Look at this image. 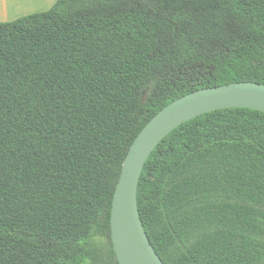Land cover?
<instances>
[{
    "label": "trees",
    "instance_id": "trees-1",
    "mask_svg": "<svg viewBox=\"0 0 264 264\" xmlns=\"http://www.w3.org/2000/svg\"><path fill=\"white\" fill-rule=\"evenodd\" d=\"M264 85V0H56L0 22V264H114L132 142L192 92ZM136 203L163 264H264V114L168 134Z\"/></svg>",
    "mask_w": 264,
    "mask_h": 264
},
{
    "label": "water",
    "instance_id": "water-1",
    "mask_svg": "<svg viewBox=\"0 0 264 264\" xmlns=\"http://www.w3.org/2000/svg\"><path fill=\"white\" fill-rule=\"evenodd\" d=\"M229 109L264 114V85L243 82L201 89L170 103L138 133L121 166L110 209L114 264H163L143 230L136 203L139 178L156 146L182 124L199 116Z\"/></svg>",
    "mask_w": 264,
    "mask_h": 264
},
{
    "label": "rangeland",
    "instance_id": "rangeland-1",
    "mask_svg": "<svg viewBox=\"0 0 264 264\" xmlns=\"http://www.w3.org/2000/svg\"><path fill=\"white\" fill-rule=\"evenodd\" d=\"M0 2V22H12L21 17L42 13L49 10L54 4L55 0H2ZM6 9V17L9 20H4L3 10ZM32 11V12H31Z\"/></svg>",
    "mask_w": 264,
    "mask_h": 264
},
{
    "label": "crops",
    "instance_id": "crops-1",
    "mask_svg": "<svg viewBox=\"0 0 264 264\" xmlns=\"http://www.w3.org/2000/svg\"><path fill=\"white\" fill-rule=\"evenodd\" d=\"M4 1L6 2V0H4ZM55 1H56V0H55ZM0 2L6 6V4L3 3L2 0H0ZM54 3H55V2H54ZM52 6H53V5H52ZM6 11H7L6 9L3 10V13H4V14H3V18H4L3 21H5V20H9V19L6 17V15H7ZM31 12H32V11H31Z\"/></svg>",
    "mask_w": 264,
    "mask_h": 264
}]
</instances>
